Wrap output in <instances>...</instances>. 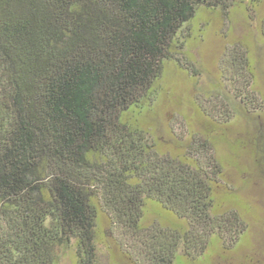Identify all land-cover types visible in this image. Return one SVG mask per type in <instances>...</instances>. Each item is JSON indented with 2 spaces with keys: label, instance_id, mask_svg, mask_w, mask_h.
I'll list each match as a JSON object with an SVG mask.
<instances>
[{
  "label": "trees",
  "instance_id": "trees-1",
  "mask_svg": "<svg viewBox=\"0 0 264 264\" xmlns=\"http://www.w3.org/2000/svg\"><path fill=\"white\" fill-rule=\"evenodd\" d=\"M239 1L0 0V264H64L71 245V264H94L100 211L128 264H194L244 233L236 210L215 213L222 169L207 139L163 153L138 117L125 119L141 114L164 61L178 60L197 8ZM221 59L233 96L255 109L248 50L236 44ZM145 201L188 226L144 228Z\"/></svg>",
  "mask_w": 264,
  "mask_h": 264
},
{
  "label": "rangeland",
  "instance_id": "rangeland-1",
  "mask_svg": "<svg viewBox=\"0 0 264 264\" xmlns=\"http://www.w3.org/2000/svg\"><path fill=\"white\" fill-rule=\"evenodd\" d=\"M264 0H241L225 9L200 6L178 33L175 58L165 60L161 76L141 114L134 108L126 120L140 119L158 151L187 154L191 144L207 139L221 165L213 185L219 214L236 210L245 224L235 241H217L194 264H264V37L260 31ZM242 44L249 52L254 78L248 110L221 78L219 65L226 50ZM219 95V101L213 98ZM186 228L187 222L161 206L145 201L142 226ZM94 264H128L125 239L100 211L95 228ZM182 260V259H181ZM61 261H75L73 245ZM181 262L184 263L182 260ZM187 263V261H185Z\"/></svg>",
  "mask_w": 264,
  "mask_h": 264
}]
</instances>
